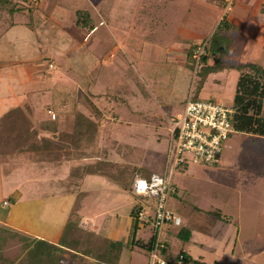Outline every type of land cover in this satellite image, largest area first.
<instances>
[{
    "label": "rangeland",
    "instance_id": "374dc122",
    "mask_svg": "<svg viewBox=\"0 0 264 264\" xmlns=\"http://www.w3.org/2000/svg\"><path fill=\"white\" fill-rule=\"evenodd\" d=\"M7 1V6L0 4V101L5 103L0 106V116L6 109L20 107L24 112L31 110L37 125L49 124L55 129L42 127L40 137L45 134L50 140L34 156L25 150L8 153L5 146L0 151V221L4 223L15 190L29 195L35 187L32 194L51 195L47 193L52 191L51 185L71 173L73 161L65 160L57 169L50 162L82 151L78 160L83 159L76 166L111 159L126 168L124 182L130 188L120 185L121 189L102 191L95 183L90 186L83 182L75 186L81 172L66 184L67 188L75 187L72 193L76 195L68 217L72 214L78 219L84 214L87 220L81 225L85 227L93 217L99 234L107 220L105 208L119 203L118 217L108 218L112 220L109 229L113 238L121 232L120 236H124L134 203L151 204L148 198L134 196L132 179L160 173L164 167L170 127L182 110L177 101L180 99L174 97V79L180 83V98L192 92L195 98H215L230 105L240 73L237 62L253 61L249 63L264 67V12L258 10L264 8V0H235L231 10L226 9L223 0ZM14 6L20 9L10 13ZM33 6V24L26 26L29 7ZM213 6L216 13L203 10ZM77 10L89 12L94 25L91 31L75 24ZM225 15L238 25L230 32L231 43L225 38L218 41L229 51L226 67L211 72L196 92L194 87L200 78L196 71L203 64H197L193 71L183 67L180 77L173 74L174 67L185 63L190 46L199 48L196 56L204 53L203 46ZM213 60L209 59V64ZM230 64L232 67H227ZM157 72L161 73L159 77ZM33 78L40 80L33 83ZM61 95L72 96L73 100H63L72 109L59 113L52 107V100H61ZM11 123L8 117L1 116L0 132L8 131ZM53 136L55 143L59 141L56 145ZM171 184L175 191L169 194L166 204L181 217V224L168 228L173 233L167 254L183 248L194 258L201 255L215 264H264L263 144L240 133H230L222 142L217 164L189 160L175 168ZM45 200L47 208L50 198ZM147 215L152 217V211L148 210ZM2 222L0 241L4 239V243L0 242V254L11 258L16 255L18 264H24L26 258L29 264L59 263L62 249L31 238L38 252H25L30 240L15 238L14 228ZM181 230H187L190 238H178ZM151 233L150 223L141 225L137 238L147 243ZM88 236L85 238L91 244L87 246L93 249L97 235ZM49 251L52 255H46ZM121 251L118 264H162L164 258L158 250L155 259H150L148 249L136 245L134 251Z\"/></svg>",
    "mask_w": 264,
    "mask_h": 264
},
{
    "label": "trees",
    "instance_id": "16d2710c",
    "mask_svg": "<svg viewBox=\"0 0 264 264\" xmlns=\"http://www.w3.org/2000/svg\"><path fill=\"white\" fill-rule=\"evenodd\" d=\"M0 4L7 6L6 4H8V1L0 0ZM224 4L225 0H223V5ZM19 9L20 8L14 6L9 9V12L13 13ZM34 9L35 6L29 7L28 11L30 12V20L28 21L29 25L26 26H32L33 24V13L31 12H33ZM75 15V24L78 27H80L81 29H87L89 31L94 28L93 20L91 19V16L88 11L77 10ZM234 28L235 26L227 19L226 15L223 16L219 23L216 25L211 37L209 38L208 43L203 46L204 53H200L198 54V56H196V53H198L199 48L194 45L190 46V48L186 52L185 63L182 66H173L175 68L173 74L177 77H180L182 76V72L180 71L183 67H189L193 71L197 64H203L201 66V69L199 71H196L197 74L200 75V78L196 82L194 91L198 92L203 87V83L211 72L221 71L223 68L226 67L225 56L229 54V51L227 52L226 50H224V48L221 47L218 41L219 39L225 38L228 40L229 43H231L233 37L232 35H230V32L234 30ZM209 59L215 60H213V62L209 64ZM236 68L240 70V73L236 85V91L231 104L235 110L231 118L232 125L234 126L236 131L264 136V116L262 115V108L264 103V67L261 65H257V63H239L236 65ZM160 74L161 73L157 72L158 77ZM171 85L174 88V97L180 99L177 101L178 103L181 102V106L183 108L188 95L185 97L182 96L180 98L181 95L178 94V87L180 83H177L176 78L174 79V82H172ZM63 96L64 95H61V100L60 97L52 100V107L59 113H62V111L66 109H72L66 103L64 104V102L62 101L67 100L66 102H71L73 100V97ZM194 99L196 98L194 97ZM4 104L5 103H1L0 101V106H3ZM26 112L27 110L24 112V110H22L20 107H16L15 109H6L1 115L3 118L8 117L12 123L7 127L8 131H6L5 133L3 131L0 132V151H2L4 148L3 146H5V148L8 149H4V151L7 150L6 152L8 153L16 150L19 152H23L25 150L31 152V155H35L36 152H39V149L41 150L42 148L47 147L45 145L49 143V137H46L45 134L40 137L39 132L42 127H44V130H51L52 128L55 129V127H51L49 124L37 125V123L33 120L31 110L27 113ZM14 122H16L15 125H13ZM5 125V123L4 125L2 123L1 126L5 127ZM55 141L56 137L53 136V144L55 143ZM58 142L59 141H57L55 145L58 144ZM83 153L84 152L82 151H77L73 154V156L75 158L80 157ZM64 156L70 158L72 155L68 154ZM80 168H82L83 173L80 180H82V182H84L85 184L90 182L92 178H96L97 181L107 179L112 185H116L117 187H120V185H124L126 188H130V184L127 185L124 182L126 168L123 164H118L117 162H114L111 159L97 160L95 162L84 163ZM130 168H133L135 170L136 167L130 166ZM77 171L78 166L73 167L71 173L69 172L67 179L70 180V178L75 175L78 177ZM150 174L151 173H149L148 175H144V177L148 178ZM75 203L76 200L73 204L74 206ZM145 206L147 205L134 203V205L131 207V225L129 234L126 238L110 239L109 237H107L105 229L102 230L99 234H94L97 235L96 241L98 242H96L95 248L93 249H89V246H87L88 244H91V241L89 238H85L86 233L79 232V218L77 219L72 214H70L64 229V242L67 241L68 246L73 249L75 253L78 251L82 254L95 258L97 262L106 264H118V260L120 259L122 253L121 250L128 249L130 251L134 249L135 245L145 247L150 250L154 240L153 237H151L147 243H144L141 238H137V232L140 226H144L150 223L151 217H148V219L143 220L140 219L138 216V213L140 211L148 212V210H150ZM150 207H152V204L150 205ZM227 219L229 218L227 217ZM75 231L78 232V236L76 235V238L75 236L74 238H71L72 232ZM87 234H89L88 237L93 235V233ZM187 234V230H181L179 231L178 236L184 238L183 236L187 237ZM161 241L165 245L161 249L163 250L166 247V242L163 240ZM48 245L51 246L50 244ZM27 249L28 252H30L31 249L34 250L32 254L38 252V248L35 245L32 246L31 242L27 244ZM46 253V255H52L50 252ZM14 256L13 258H11V255L0 254V264H7L6 262H9L10 264H18V261H16V257ZM200 256L194 258L193 256L189 255L185 250L180 249L173 264H215L214 262L204 260L205 258L203 257V259ZM212 259L213 261H216L215 258Z\"/></svg>",
    "mask_w": 264,
    "mask_h": 264
},
{
    "label": "built area",
    "instance_id": "2783aa9c",
    "mask_svg": "<svg viewBox=\"0 0 264 264\" xmlns=\"http://www.w3.org/2000/svg\"><path fill=\"white\" fill-rule=\"evenodd\" d=\"M234 1L225 0L227 10L232 9ZM234 112L232 105L215 99H194L191 92L182 110L172 121L162 172H152L148 178L136 176L133 179L132 192L136 196L150 199L152 204V207L145 206L152 211L150 238L154 240L148 250L150 259H155L157 251L165 246L161 241V230L181 224V217L166 204L169 194L175 191L171 184L173 171L189 160L194 163L217 164L222 142L236 131L231 122ZM138 216L143 220L149 217L145 211H140ZM162 264L166 263L162 261Z\"/></svg>",
    "mask_w": 264,
    "mask_h": 264
},
{
    "label": "crops",
    "instance_id": "0c3cea01",
    "mask_svg": "<svg viewBox=\"0 0 264 264\" xmlns=\"http://www.w3.org/2000/svg\"><path fill=\"white\" fill-rule=\"evenodd\" d=\"M263 5L264 4H262L261 6H263ZM214 8L215 7L213 6V7H210V8L208 7L207 9H203V10H206L209 13H211L210 11L215 10L214 12L216 13V9H214ZM199 9L202 10L201 7H199ZM258 10H260L261 12H264V8L263 7L258 8ZM215 13H214V15H215ZM226 16L228 18V15H226ZM231 23L236 27L237 24H235L234 22H231ZM38 31H39V29H38ZM249 62H253V61H243L242 62V60H240V62H237V64H239V63H249ZM229 66L232 67L231 64L228 65L227 67H229ZM32 80H33V83H35L36 80L39 81L40 79L33 78ZM213 99H215V98H213ZM263 105H264V103H263ZM234 133H240L242 135H245V136H247L248 140H252V141H255V142H260L264 146V136L256 135V134H250V133H244V132H240V131H235ZM32 156H34V155H32ZM27 159H29V158H27ZM80 159H83V158H79V160ZM34 160L35 159H33L32 161H34ZM65 160L73 161L70 164V168H73L77 164H79L78 163L79 162L78 157L75 158L72 155L70 158L65 157V158H63V160L59 159V161L57 160V161H55V163L54 162H50L51 167H53L55 169L60 168L61 167V163H63ZM35 161H37V159ZM56 163H58V164H56ZM77 172H78V176H79V173L82 172V168H80L78 166V171ZM68 174H69V172L67 173L66 176L61 177L62 179H59V181H56L55 184H52L51 187H50V189L52 191L48 190V192H47V193L52 192V194L51 195L48 194L45 197L38 196L37 194L35 195L34 193L32 194V192L36 191L35 187H33L32 191H30V193L33 196L31 194L25 195V193L24 194L21 193V191L18 190V189L15 190L16 195L14 196V199L12 200V204H10L11 210L9 211V214L5 218L6 222L5 223L2 222V221H0V222H2L5 225L12 226V228H14L13 229L14 230L13 231L14 232L13 236L15 235V238L20 239L19 236H22V237H25V238L27 237L30 240L31 243H32L31 238L32 239L35 238V240L47 242L54 249L55 248L62 249L61 250L62 253L60 254L61 258L59 260V263H57V264H66V263L70 264L71 262H73L75 264H79V263H81L84 260H87L88 264H94V263H91V262H96L95 264L100 263V262H97V260L95 258H92L90 256L82 254V253H80L78 251L75 253V251L73 249H71L68 246V244H65L62 241L63 240V235H64L65 225H66V222H67V220L69 218L68 215H69L70 209H71V207L74 204L75 199H76V195L74 193H72L73 191H75V187L67 188V186H66L67 181H70V180L67 179L68 178L67 177ZM80 179H81L80 177H78L76 179L75 186H79L80 182H82V180H80ZM87 184L88 185L90 184V186H93V184H94V186L97 187V188H101L102 187V189H103L102 191H105L107 188H112V189L119 188V189H121L120 187H117L116 185H112L109 182V180H107V179H103L102 182H100L98 184L96 178H92L91 181L88 182ZM39 185L41 187L40 183H39ZM35 186H36V184H35ZM61 186H62V188H60ZM30 189L31 188L29 186L28 191ZM54 190H55V192H54ZM59 193H61V196L59 195ZM49 198H50V202L48 204H46V206L48 208V210H46L47 208L45 207L44 201H46L45 199H49ZM99 201H100L101 204H103L102 198L99 199ZM69 202H70V204L67 207L66 204L69 203ZM116 205H117V207H114ZM65 206H66V208H65ZM104 211H106L105 215H107V220L104 221L103 227H101V228H102V230L106 229L107 237H109L110 239L126 238L128 236V234H129L130 225H131V218L128 221V228L125 229V235L124 236H120L122 234V232H121L119 234V237L113 238V237H111V233L113 234V232L111 231V229H109V226L112 223V220L109 221L108 218L111 217V216L114 217V218L118 217L117 215L121 211L120 204L116 203L115 205H113L112 207H109L108 209L105 208ZM90 219L92 221H89V222L87 221L88 224L85 227V226L81 225V223L83 221H86L87 218L84 217V214H80L79 221H78L79 232L86 233V235H89L87 233H93V235H94V234H96V232H98L97 230H98L99 225L97 224L96 220L93 217H90ZM89 225L92 226V227H90ZM168 228L169 227H166L165 230H164L163 235L161 234V240L166 242V247L163 250L160 249V251H161L160 253L162 255L164 254V258H162V260L164 262H166V264H167V262H168V264H173L175 262V259H176V256H177L178 252L180 251V249H183V248H180L176 252L174 251L175 254H173V255L167 254V246H168L169 241L171 239L169 237L173 233ZM113 230H114V232H116V229H113ZM77 234H78V232H76V231L72 232L71 238H74V236L76 238L78 236ZM183 237L188 239V238H190V234L188 233L187 237L186 236H183ZM178 238L182 239V237H180V236H178ZM3 240L0 241V242L2 243ZM64 240H65V237H64ZM27 250L28 249L26 248L25 252ZM132 250L134 251V249H132ZM132 250H130V251H132ZM50 253H52V252H50ZM25 260H26V263L24 262V264H29L28 259L26 258ZM8 264H9V262H8Z\"/></svg>",
    "mask_w": 264,
    "mask_h": 264
}]
</instances>
